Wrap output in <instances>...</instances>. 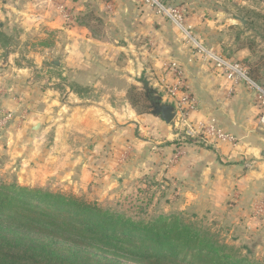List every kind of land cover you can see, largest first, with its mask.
I'll list each match as a JSON object with an SVG mask.
<instances>
[{
  "label": "crops",
  "instance_id": "0c3cea01",
  "mask_svg": "<svg viewBox=\"0 0 264 264\" xmlns=\"http://www.w3.org/2000/svg\"><path fill=\"white\" fill-rule=\"evenodd\" d=\"M195 8L190 26L264 84V38L249 40L247 20L230 17L221 6L214 13ZM173 62L185 69L197 103L189 121L216 122L238 139L237 146L216 148L184 138L176 102L165 94L176 81L167 68ZM133 86L154 91L161 104L173 106L174 119L137 114L128 99ZM0 96L16 119L0 131V165L14 136L19 152L30 143L38 154V140L48 130H34L51 126L53 135L57 131L53 148H44L50 163L33 160L30 169L16 173L18 180L38 183L55 173L60 163L53 154L61 149L67 158L80 156L77 169L85 187L92 186L97 172L112 178L120 169L137 190L163 187L160 200L179 202L182 216L206 213L246 239L258 235L264 242V214H255L264 197V124L254 96L244 85L232 88L195 58L178 30L138 0H0ZM129 146L134 152L118 168ZM248 162L251 169L245 168ZM64 165L68 179L75 164Z\"/></svg>",
  "mask_w": 264,
  "mask_h": 264
},
{
  "label": "trees",
  "instance_id": "16d2710c",
  "mask_svg": "<svg viewBox=\"0 0 264 264\" xmlns=\"http://www.w3.org/2000/svg\"><path fill=\"white\" fill-rule=\"evenodd\" d=\"M251 77L260 82L253 72ZM134 93L131 87L128 99L133 107L139 102ZM145 99L151 103L149 113L164 120L166 111L146 94ZM128 262L256 264L177 222H134L73 197L0 186V264Z\"/></svg>",
  "mask_w": 264,
  "mask_h": 264
},
{
  "label": "rangeland",
  "instance_id": "374dc122",
  "mask_svg": "<svg viewBox=\"0 0 264 264\" xmlns=\"http://www.w3.org/2000/svg\"><path fill=\"white\" fill-rule=\"evenodd\" d=\"M138 1L140 2L141 6L148 8L154 12L156 16L161 17L155 12L153 8L143 5L141 0ZM166 2L168 5H174L184 10L186 27L190 26L189 17L191 13H195L194 9L197 10L195 6L199 8L205 7L213 13L215 7L221 6V8H224L225 10L227 9L229 11L231 14L230 17L240 16L241 18L247 20L246 25H248V32H246L245 35L249 40L264 38V0H166ZM192 29L195 35L199 36V39L204 43V45L212 47L206 43V40L202 34L197 33L193 27ZM243 33L244 31H242V35L244 36ZM179 34L181 35L182 42L187 44V46L191 49L192 45L188 43L189 40L184 39L185 37L183 34ZM233 35H239V30L237 27ZM47 65L48 62H45V66ZM38 79H41L40 81H46V78L41 75ZM133 87L135 88L134 94H137V97L139 98L137 106H132L133 109L137 114H151L149 113L150 109L148 108V106H151V103L145 99L147 90L141 86ZM165 94L168 96V98H170L167 90H165ZM139 95H143L142 98H140ZM148 97H151L153 101L158 99V97L155 96L154 91L152 93L150 92ZM12 125L13 124L10 126ZM59 126L60 124H58L57 127ZM6 130H8V128H6ZM39 130L40 134L41 132H47L48 130V134L43 136L42 139L38 140L40 143V150L38 154L31 152V149L29 148L30 143L24 144V150L19 152L17 149L18 144H16L17 139H15V136L14 139H12L9 144L5 146V162H2L0 165V186H5L8 188L17 186L33 191L50 193L52 195L73 197L89 203H95L98 207L107 212L120 214L132 219L134 222H142L144 224H149L158 220L177 222L183 226L192 228L200 235V237H204L210 243L229 246L230 248L238 250L241 257L248 258L249 261L255 262L256 264H264V242L261 241L262 237L260 238L258 235H251L246 239L243 233L238 230L231 229L226 221L216 219V217L206 215V213H201L198 218L192 216L184 217L180 213L182 209H178L179 202H175L177 200L176 197L171 198V200L175 202L173 205L170 204L169 197L167 202H164V199L160 200L162 194L160 192H164L163 187L159 185L151 191H147L144 187H140L139 190H144L145 192L149 193L147 196H144V194L139 192V190L127 185L124 175L125 172L120 169L117 171V173H113L112 178L107 177L106 172H103L102 174L97 172L95 180L92 181V186L85 187L84 185L86 180H81L79 176L80 172L77 169L80 156L77 157L76 154H73L67 158V154L64 153V155L60 149L58 153L53 154L58 159L56 163H60L59 165L55 166V173H46L43 177L44 180L39 181L38 183H36L37 181L33 180L31 182L28 181L29 178L28 180H24L22 178L18 180L16 173H20V170L25 171L26 169H30L33 160L42 162L43 159H45V163H43V165H48L50 163V159L47 158V156H43L44 152H46L44 151V148H47V150H51V148H53L54 143L52 144V137H54L57 131L53 135L51 126H44L42 129L36 128L34 130V134H36ZM142 135L144 136L143 133ZM132 152H134V148L129 146L123 153L121 157L122 159L119 161L118 168H121V166L125 164V157H127L128 154H132ZM68 162H72L75 165H73L71 168L72 171L70 177L68 179L66 177L65 179V175L70 173L66 172L67 167L64 165ZM41 168H46V166ZM61 168L64 169V171H61V173L63 172L62 175L64 174V176L61 175L58 179L57 176L59 175V170H61ZM32 182H35V184ZM170 207L173 209L172 212H169ZM122 262L126 263L124 260H122ZM127 264L133 263L128 262Z\"/></svg>",
  "mask_w": 264,
  "mask_h": 264
},
{
  "label": "built area",
  "instance_id": "2783aa9c",
  "mask_svg": "<svg viewBox=\"0 0 264 264\" xmlns=\"http://www.w3.org/2000/svg\"><path fill=\"white\" fill-rule=\"evenodd\" d=\"M143 5L153 8L155 12L169 21L184 39L189 40L193 56L210 65L232 88L244 85L254 96L260 110L259 120L264 124V85L251 77L250 70L241 62L225 56L213 47H208L195 35L191 26H185L184 10L168 5L166 0H141ZM175 77V83L166 88L168 95L176 102L179 118L178 125L183 127L184 138L193 139L207 146L238 145V139L214 121L193 124L189 121L190 113L197 109V103L185 82V69L173 62L168 67ZM0 96V131L6 130L15 122V113L2 105ZM246 169L252 168V163L245 164ZM256 216L264 214V197L255 206Z\"/></svg>",
  "mask_w": 264,
  "mask_h": 264
},
{
  "label": "water",
  "instance_id": "95a60500",
  "mask_svg": "<svg viewBox=\"0 0 264 264\" xmlns=\"http://www.w3.org/2000/svg\"><path fill=\"white\" fill-rule=\"evenodd\" d=\"M56 65H59V62H55ZM150 92L152 93L153 91L147 89V96L148 94H150ZM155 106H158L160 107L161 109L163 108L166 112L165 114L163 115V118L166 122H171L174 117H175V110H174V107L171 106V105H168V104H161V98L158 97V99H156V102H155Z\"/></svg>",
  "mask_w": 264,
  "mask_h": 264
}]
</instances>
